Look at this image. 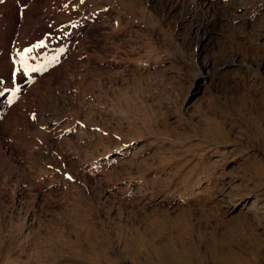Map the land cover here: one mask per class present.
Here are the masks:
<instances>
[{
    "label": "rangeland",
    "instance_id": "1",
    "mask_svg": "<svg viewBox=\"0 0 264 264\" xmlns=\"http://www.w3.org/2000/svg\"><path fill=\"white\" fill-rule=\"evenodd\" d=\"M0 2L45 28L0 126V264H264V0Z\"/></svg>",
    "mask_w": 264,
    "mask_h": 264
},
{
    "label": "bare ground",
    "instance_id": "2",
    "mask_svg": "<svg viewBox=\"0 0 264 264\" xmlns=\"http://www.w3.org/2000/svg\"><path fill=\"white\" fill-rule=\"evenodd\" d=\"M1 3L2 2H0V82L2 83H0V92L3 94L0 95V126L3 119L7 121L10 119L19 121L21 119L22 113L19 112V106L25 98V95H22L24 92H16L15 97L13 96V92L18 87V84L16 85V83L20 71L17 70H22L20 58L17 56V53L22 52L26 48H30L33 42L37 40L38 34L40 32L43 33L45 30L44 25L42 23L39 24L40 22L38 23V20L31 14L26 13L21 17L22 20L20 21L19 15L10 12L8 9V11L4 10L6 6L3 8ZM221 9H218L217 7L208 10V12H206L208 16L206 15L203 20L196 22V28L198 30L205 31L207 26L214 21L223 20L226 12ZM193 14L195 16L194 11ZM227 17H229V15ZM34 21H37L38 24L35 23V25H33V32H29L30 34L28 36L23 39H19L20 34L25 32V27H28L26 24L34 23ZM76 35V32H74V39L76 38ZM72 39H70V41H74V39ZM10 101L12 102L10 103ZM7 132L8 131L5 127L0 128V145H3L5 141L4 138L8 134ZM19 136V133H17L16 137ZM2 155L3 151H0V157L3 159ZM1 158L0 165L2 160Z\"/></svg>",
    "mask_w": 264,
    "mask_h": 264
},
{
    "label": "snow or ice",
    "instance_id": "3",
    "mask_svg": "<svg viewBox=\"0 0 264 264\" xmlns=\"http://www.w3.org/2000/svg\"><path fill=\"white\" fill-rule=\"evenodd\" d=\"M81 3L84 2V0H80ZM65 7H67V5H65ZM43 42H41L40 44L38 45H34L33 48H38V47H43ZM33 48H26L24 49L22 52H18L17 53V56L20 58V62H21V69L23 70L24 74L27 75L28 74V66H27V59H26V56L27 54L31 53L33 51ZM31 71H36V69H30ZM17 71H20V69H18ZM2 83V82H0ZM20 89L17 88L15 89V91L13 92V96L15 97V93L16 92H19ZM3 93L0 92V95H2ZM12 101H10L11 103ZM69 179H71V177H68Z\"/></svg>",
    "mask_w": 264,
    "mask_h": 264
}]
</instances>
